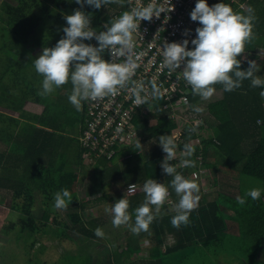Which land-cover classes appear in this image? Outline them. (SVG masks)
I'll use <instances>...</instances> for the list:
<instances>
[{
    "label": "trees",
    "instance_id": "obj_1",
    "mask_svg": "<svg viewBox=\"0 0 264 264\" xmlns=\"http://www.w3.org/2000/svg\"><path fill=\"white\" fill-rule=\"evenodd\" d=\"M240 1H249L247 8L253 9L256 17L253 27L254 38L245 47V52L254 53L257 48H264V1ZM116 6L117 3H110L100 9H95L86 3L81 7L75 3V0H6L2 6L4 16H0V34L6 35L12 44L11 51L16 55V58H12L15 59L13 62L19 60V63H26L34 67L33 61L42 54L43 48L55 47L57 42L64 37L62 29L67 27L65 15H71L75 10L80 9L91 16L93 29L100 32L105 31L103 23L109 20L107 12L109 7ZM232 8L235 9L237 6L233 5ZM35 9L42 15L37 14ZM243 9L245 8H237L235 11L247 14L248 9L247 11ZM48 18L56 20V24L45 28L44 33H40L44 21ZM94 42V38L84 41L86 44L98 47L99 45H95ZM106 54L107 51L103 54L105 60ZM238 59L241 60V70H247L249 63L242 59V55ZM29 85L31 88L23 89L22 95L27 97L28 93L26 92H30L31 97L34 98L32 100L43 106L42 112L36 116L35 124L20 127L14 137H11L5 128V133L9 135L8 143L12 142L11 151L7 156H0L5 169L21 171L18 193L23 195L24 203L22 207L17 206V208H20L21 213L28 217L26 220L19 219L11 225L8 224L2 229V232L18 242L25 237V243L28 233L36 235L44 230L32 212L36 205V191L42 195L45 208L41 219L47 221L51 213L58 211L54 209V194L65 188L71 195L75 194V187L80 176L87 174L86 168L89 166L83 159L86 149L79 142L85 118V101L82 102V108L79 111L69 102L68 97L72 91L71 82L47 96L38 95L41 89L36 86L34 80L31 79ZM63 88L66 89L65 93L61 91ZM215 88L223 90L220 84L215 85ZM261 91H264V88H251L248 80L243 81L242 87L232 92L223 90V97L208 105L209 113L217 121L215 132H212V128H208L206 131L201 125L192 126L191 129L195 128V131L186 127L182 136L183 142L180 143L181 149L184 144L190 143V141L194 142L199 137L201 140L190 158L194 161V166L177 169L186 178L192 177L194 180L200 179L194 177V172L201 167H205L206 172L209 169L213 174L224 168L238 171L241 176L239 197H243L250 189L260 188L262 190L260 199L253 200L251 197H246V203L239 205L237 197L220 192L211 202L201 201L198 209L191 212L192 215L189 216L188 223L182 224L179 228L172 226V217L170 216L155 219L153 226L158 238L161 237L162 232L160 224L162 226L164 222L169 230L171 227L177 229L179 245L176 250L174 248L167 250L168 253H163L157 247L149 259H141L139 262L144 260V264H158L160 261L162 264H166L169 263V261H165L168 259L166 256L179 250H187L192 243L209 248L208 246L222 240H227L226 244H229L227 248L237 244L241 249L239 255L243 252L241 246L247 244V251L255 249V256H262L264 261V99H261L259 95ZM190 96L191 101L200 99L199 96L193 94ZM134 122L143 148L136 149L135 146L129 149L125 148L116 151L111 158L95 156L92 166L94 171H97L96 176L100 178L99 184L106 186L114 181L121 184L135 182L144 184L147 179H155L159 183L168 184L171 194H175L170 187L172 177L164 174L161 168L160 162L164 159V152L158 143L159 136L173 135L177 124L169 118V110L164 107L162 101L155 102L153 110L138 111L135 114ZM209 129L211 132L208 131ZM12 139L14 140L11 141ZM154 142L158 148L150 151L148 147ZM76 144H78V148H76ZM211 148H215L219 152L222 161L209 159ZM127 152L129 154L125 157L126 164L122 170L120 158ZM171 163L176 164L175 161H171ZM0 164L2 163L0 162ZM73 166L78 170H74ZM245 176L250 177L252 181L244 185L242 177ZM103 197L100 196L97 199ZM144 199L145 196L143 198L139 196L130 200V208L133 212L141 204L140 200ZM79 209L81 211L73 210L70 213V220L73 227L82 234V240L90 241L86 245H91L95 239H100L94 235L98 223L91 221L89 223L91 228H89L83 218L82 209ZM228 220L237 222L239 236L227 231ZM67 230L68 227L63 226L58 231L59 236H68ZM32 235L29 237H33ZM36 242L35 240L30 244L32 248L35 247ZM3 245L0 243V248ZM127 248L125 252L119 253L115 258L105 259L103 263L119 264L122 263L123 255L127 250L128 255L141 251V248L134 244ZM37 250L44 252L46 249ZM80 251L82 252V250ZM84 253L85 255H80V252L75 254V260L86 258L90 262L89 264L95 262L98 264L96 259H94L95 261L89 259L86 252ZM135 263L138 261L130 262V264Z\"/></svg>",
    "mask_w": 264,
    "mask_h": 264
},
{
    "label": "clouds",
    "instance_id": "obj_2",
    "mask_svg": "<svg viewBox=\"0 0 264 264\" xmlns=\"http://www.w3.org/2000/svg\"><path fill=\"white\" fill-rule=\"evenodd\" d=\"M119 2L120 0H75L81 7L86 3L95 9ZM131 2L129 0V5ZM162 12L163 7H158L153 2L145 6H130L129 10L104 25L106 31L100 32L93 29L91 16L80 9L71 15H65L67 27L62 29L64 37L55 47H44L42 54L33 61L35 71L43 77L42 90L38 95H50L71 82L72 91L68 99L77 111L81 110L84 101L100 100L116 95L121 90H126L138 106L148 104L150 99L160 98L162 92L156 77L147 82L133 77L139 67V56L134 53V34L140 30L142 21L159 18ZM190 18L201 25L196 28V38L191 41L194 49L188 50L187 39L182 43L164 41L161 46L162 67L171 74L183 66L180 75L191 86L192 94L204 101L213 97L217 84L222 85L225 92L241 88L245 80L250 81L251 88H264V77L256 74L259 72L256 61H248V69L241 70V60L238 59L254 38L256 17L253 9L249 8L247 14H244L223 2L209 6L207 0H197ZM189 34L188 30L184 33L185 36ZM93 38L98 42V47L84 43ZM105 51L110 52L111 62L103 58ZM259 95L264 99V91ZM192 107L194 112H202V108ZM116 131L119 133L121 129L117 128ZM191 131H195V128ZM158 144L166 154L161 168L164 174L172 177L170 187L179 198L174 205L175 215L171 220L172 226L179 228L188 223L190 213L201 199L198 184L177 170L178 167L194 166V161L190 159L194 149L191 143L184 144L180 153L183 159L178 165H173L171 161L177 157L176 138L173 135H162L159 136ZM135 147L143 148L139 139ZM136 190L137 184H129L124 197L105 208V212L112 216L114 227L127 226L133 234L139 235L149 231L170 192L168 184L147 179L142 186L145 199L135 209L133 224L128 196ZM261 191L260 188L250 189L243 197H237V203L244 205L246 197L258 200ZM71 201L69 190L61 189L54 194V209L66 210ZM94 235L98 238L105 236L99 227L94 230Z\"/></svg>",
    "mask_w": 264,
    "mask_h": 264
},
{
    "label": "rangeland",
    "instance_id": "obj_3",
    "mask_svg": "<svg viewBox=\"0 0 264 264\" xmlns=\"http://www.w3.org/2000/svg\"><path fill=\"white\" fill-rule=\"evenodd\" d=\"M4 1L6 0H0V16H4V13L2 12ZM260 1L263 2L264 0ZM245 8L246 9L244 10L247 11L249 7L247 8V6H245ZM35 11H37V14L42 15V13H38V10L35 9ZM55 22L57 21L52 18L46 19L41 27L40 33H44L43 30L47 27H51ZM11 48L12 44L10 40H8L7 36L0 34V98H2L1 93L7 92V86L15 88V90L20 93H22L23 89L28 90L31 88V85L28 86V83L35 75L33 66H29L26 63H19V60L13 62L15 59L12 58L16 55H14L15 53L11 51ZM242 59L247 62L256 61L259 68V72L256 74L264 77V48H258L254 53L245 52L242 54ZM26 93H28L26 96L31 98L30 92ZM222 97L223 90L218 88L216 89L213 97L209 100L204 101L200 99L195 103V106L202 108V112L196 113L193 110L184 109L185 113H183L180 111L182 108H179L178 110L177 108H174L171 111V115L176 118L178 122L182 121L181 124L188 122L187 127L191 128L192 126L201 125L204 129H206V131L208 128H212V132H215L217 121L209 113L208 105L221 99ZM17 108L18 107L14 109L10 108V112L13 113ZM18 116L19 120L21 119L22 121L16 122L24 127L29 124L30 121L35 120V110L33 108H29L25 111L20 110ZM8 120L9 117L0 113V141L2 143L9 140L6 139V137H9V135L13 133L14 126L10 125ZM174 121L176 123V120ZM197 121H199L198 124L196 123ZM5 128L10 129L11 133L9 135L5 133ZM179 131L180 129L177 126L173 132V136L176 138L177 143V157L173 160L176 162L175 165H178L181 159H183L180 155L183 149L179 146V144L183 142V138L179 139ZM208 131L211 132V129ZM131 139H133L132 136ZM129 143V139L126 138V140L121 143L120 148ZM190 143H193V141H190ZM75 146L78 148V144ZM157 148L158 145L155 142L150 144L148 147L150 151L156 150ZM127 154H129V152L120 158V166L122 170L125 168V157ZM165 155L166 154L164 153V157ZM209 159L218 162L222 161L219 152L215 148L210 149ZM91 163L92 162H90V160L86 162V164L89 165L88 168H86L87 174H82L80 176L79 182L75 187L76 193L72 195V201L68 203L66 210H58L56 213H51L49 220L47 221H43L41 219L45 208L42 195L36 191V205L32 212L36 220L39 221L38 224H40L44 230L36 235L28 233L26 243L25 237L18 242L14 240V238L11 239L10 235H5L2 232V229L5 226L7 227L8 224L11 225L19 219L26 220L28 217L21 213L20 208H17V206L22 207V204L24 203L23 197L18 198V196L14 193L15 188L13 190L11 189L12 184L14 182H18L17 175L20 171H13L5 168L0 170V243L4 244L3 247L0 248V264H89L90 262H88L86 258L75 260V254L79 252L80 255H85L84 252H86L89 259H96L98 264H104L103 262L105 259L110 258L111 254L114 258L115 255L118 256L119 253H122L124 249H128L127 246L132 244V242L135 241V238L139 242L138 244L141 251L128 255L129 253L127 250V252L123 255L122 263H118L130 264L131 261L136 260L138 263L135 264H144V260L140 262L139 260L149 259L155 248L158 247L160 251L164 253L167 248L176 244V236L174 233H170V230L164 222L162 223V234L160 238L156 235L153 227H150L148 232H141L142 234L135 236H132L134 234L127 226H121L119 228L114 227L112 225V216L105 212V208L110 207L111 204L114 205L117 200L122 199L129 184H121L114 181L106 186H101L99 184L100 178L96 176L97 171H94L95 169L92 166L93 163ZM76 170H78V168H76ZM207 171L208 172H205L204 177H201L200 179L194 180L192 177H189V179H192L198 184V187L200 188L199 194L201 196L198 206L192 212L198 209L201 201L205 203L211 202L220 192L234 197L239 196L241 176H239L238 171L226 168L220 169L215 174H213L209 169H207ZM250 181H252L250 177H242V184H248ZM132 184H137V190L134 194L128 196L129 201L134 197L140 196L143 198V196H145L142 191L143 184L141 182H135ZM100 196L104 197L97 199L98 197L100 198ZM178 199L179 198L176 194H171L170 192L168 200L161 209L159 219L165 216L173 217L175 215L173 209L174 205L178 202ZM81 201L82 203H80ZM78 207L82 209V215L86 224H88V227L91 228V225L89 224L91 221L98 223V227L101 228L105 234L104 238L95 239L94 243L86 245L87 243H90V241L86 242L82 240V234L79 233L75 227H73L69 216L73 210L81 211ZM190 215H192V213H190ZM134 221L135 219L132 218L131 223L134 224ZM65 225L68 227V230L66 231L68 236L64 237L65 235H61V237H63L61 238L58 231ZM227 226V231L229 233H238L239 227L236 222L228 220ZM30 235L33 237H29ZM224 236L226 237V234ZM197 238L200 240L199 237ZM35 240L37 242L35 243V247L32 248L30 244L35 242ZM10 241L11 243H9ZM226 242L227 240L219 241L218 243L208 246L209 248L198 243H192L190 245L191 247L187 250H179L166 256L168 259H165V261H169V263L166 264H237V262L232 260V256H235L236 258L237 256L239 257L240 262L238 264H264L262 256H255V249L247 251V244L241 246L243 248V252L239 255V250H241L239 249V246L237 244H233L230 246L231 248H227L229 247V244H226ZM37 249L46 250L41 252ZM80 250H82V252ZM174 257H176V259H174Z\"/></svg>",
    "mask_w": 264,
    "mask_h": 264
},
{
    "label": "built area",
    "instance_id": "obj_4",
    "mask_svg": "<svg viewBox=\"0 0 264 264\" xmlns=\"http://www.w3.org/2000/svg\"><path fill=\"white\" fill-rule=\"evenodd\" d=\"M150 2L155 3L158 7L162 6L163 12L159 18L153 17L151 21H142L140 30L134 34V53L139 56V67L133 79L147 82L156 77L162 96L158 99H150L148 104L138 106L134 104L133 98L126 90H121L116 95L100 100L85 101V118L79 135V142L86 149L83 154L85 163L88 160L94 163L95 156L111 158L116 151L135 146L136 141L141 139L134 122L135 114L138 111L153 110L154 103L158 101H162L164 107L169 110V118L176 120L180 129L179 139L183 138L188 122L181 124L182 121L178 122L171 115V111L174 108L177 110L182 108L180 111L183 113H185L184 109L193 110L192 106H195V103L200 100L191 101V86L180 75L183 66L170 74L166 68L162 67L163 57L161 55V46L164 41L182 43L187 39L189 41L188 50L194 49L191 41L196 38L195 30L201 25L198 21L191 20L190 13L195 8L197 0H132L131 5H129V0H120L116 7H109L107 11L109 20L103 24L110 23L122 12L129 10L130 6H145ZM207 2L209 6L222 2L231 7L236 5L240 9L246 6L245 2L242 3L240 0H207ZM186 30L190 32L187 36L184 35ZM95 44L97 45L98 42L96 41ZM106 60L109 62L112 60L108 51ZM117 128L121 129L119 133L116 131ZM126 138L130 143L120 148ZM200 140L201 137L192 143L194 150ZM205 172L206 170L201 167L194 172V177H204Z\"/></svg>",
    "mask_w": 264,
    "mask_h": 264
},
{
    "label": "crops",
    "instance_id": "obj_5",
    "mask_svg": "<svg viewBox=\"0 0 264 264\" xmlns=\"http://www.w3.org/2000/svg\"><path fill=\"white\" fill-rule=\"evenodd\" d=\"M246 3V6L248 5V2L249 1H245ZM242 3H244V2H242ZM244 10V9H243ZM245 11V10H244ZM95 42H96V40H95ZM95 42H94V44H95ZM96 45V44H95ZM258 49V48H257ZM256 49V50H257ZM252 53V52H251ZM20 59V58H19ZM34 72H35V75L33 76V78H32V80H34V82H35V84H36V86L37 87H39L41 90H42V79H43V77L42 76H40L39 74H37V72L35 71V68H34ZM2 88H3V86H2ZM6 90H7V92H5V93H1V97L2 98H0L1 100H0V113L1 114H3V115H5V116H7V117H9V124L10 125H13L14 127H13V133H11V131H10V129L8 128V129H6V132L7 133H11L10 134V136L12 137H14V136H16V134H17V132L20 130V126H23V125H20V124H18L16 121H22L21 119L19 120V112H20V110H22V111H25V110H27V109H31V108H33L34 110H35V120H32V121H30L29 122V124H35V121H36V116L37 115H39V113L40 112H42V109H43V106L41 105V104H39V103H36L34 100H32V99H34V98H30V97H25V96H23L22 95V93H20V92H18V91H16L15 90V88H13V87H9V86H7L6 87ZM61 91H62V93H65L66 92V89H61ZM16 95V96H15ZM24 97V98H23ZM16 98V99H15ZM16 101H18V102H16ZM28 102H30V103H28ZM29 104H30V106H29ZM16 107H18L17 109H16V111H14L13 113H11L10 111H11V109H14V108H16ZM11 108V109H10ZM18 117V118H17ZM38 125V124H37ZM26 126V125H25ZM39 127H42L41 125H38ZM6 139H9V137H6ZM4 140H5V138H4ZM14 139H12L11 141H13ZM7 141H9V140H7ZM7 141H5V143H2L1 141H0V156H2V155H9L10 154V145H12L11 143L12 142H10V144H8L7 143ZM0 162L2 163V164H0V170H2V169H4L5 168V166H4V163H3V161L2 160H0ZM2 167V168H1ZM73 168H74V170H76V168L77 167H75V166H73ZM20 171V170H19ZM20 173H21V171H20ZM20 173H18V175H17V181L18 182H14L13 184H12V187H11V189L13 190L14 188H15V195H17L18 196V198H22L23 197V195H20L18 192H19V187H20ZM17 183V184H16ZM16 186H15V185ZM141 198V197H140ZM1 201H3V200H1ZM140 202H141V204H142V202H143V200H140ZM140 206V205H139ZM138 207V206H137ZM130 209V212L133 214L132 215V218H134L135 219V215H134V212L132 211V208H129ZM160 215H161V213L157 216V218L156 219H159V217H160ZM232 221V220H231ZM235 222V221H234ZM228 223V222H227ZM237 223V222H236ZM160 224V223H159ZM238 225V224H237ZM150 227H153L154 228V226H153V223L150 225ZM161 224H160V229H161ZM239 227V226H238ZM156 229L154 228V231H155ZM174 233V235L176 236V238H177V241H176V244L175 245H173L172 247H170V248H167L166 250H165V252L164 253H166L167 252V250H171V249H175L176 250V247H178V245H179V239H178V231H177V229H175V228H170V233ZM155 233H156V231H155ZM140 234H142V233H140ZM157 234V233H156ZM161 234H162V232H161ZM237 236H239V234H240V231H239V229H238V233H235ZM132 236H135V234L134 235H132ZM137 237V236H136ZM134 239V238H133ZM136 241V242H135ZM135 241L134 242H132V244H134V245H138L139 246V242H138V240L135 238ZM132 244H129V245H132ZM115 251V250H114ZM124 251H125V249H124ZM123 251V252H124ZM122 252V253H123ZM134 253V252H133ZM168 253V252H167ZM116 256V255H115ZM111 257H112V254H111ZM113 258V257H112ZM115 258V257H114ZM174 259H176V257H174ZM113 260V259H112ZM232 260L234 261V262H237V264L240 262V260H239V257L237 256V258L235 257V256H232ZM158 262V261H157ZM158 264H162L160 261L158 262Z\"/></svg>",
    "mask_w": 264,
    "mask_h": 264
}]
</instances>
